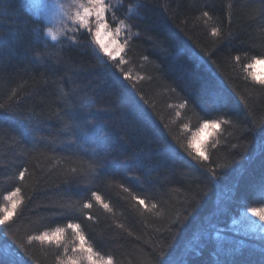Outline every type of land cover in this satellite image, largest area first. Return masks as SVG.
I'll use <instances>...</instances> for the list:
<instances>
[{
    "label": "trees",
    "instance_id": "16d2710c",
    "mask_svg": "<svg viewBox=\"0 0 264 264\" xmlns=\"http://www.w3.org/2000/svg\"><path fill=\"white\" fill-rule=\"evenodd\" d=\"M50 1L0 0V264H264V0H115V60Z\"/></svg>",
    "mask_w": 264,
    "mask_h": 264
},
{
    "label": "snow or ice",
    "instance_id": "6c2138e0",
    "mask_svg": "<svg viewBox=\"0 0 264 264\" xmlns=\"http://www.w3.org/2000/svg\"><path fill=\"white\" fill-rule=\"evenodd\" d=\"M59 7L61 9L64 8V5L61 4L59 5ZM76 11L75 13H68L65 12L64 15L68 18V20L73 21L77 24L78 28H83L87 31H90L89 28V21L91 19V17L94 15L95 19H96V25H97V30L95 32V36L97 37V42L100 43V47L102 49V51L104 52L105 55H107L108 57H110L111 59L115 60V55L113 52L109 51V48L107 46H105L103 43L100 42L99 37H100V30L101 29H106L109 27V14H108V6H106L105 4V0H86V3H79V0H77L76 4ZM205 16H208V13L205 12L204 13ZM120 27H117L115 29L116 33H119L121 28L124 27V21L121 20L119 21ZM71 30V29H69ZM47 35L51 38L52 41H56L58 40V36L53 32V30L51 28L47 29ZM212 35L216 36L218 35V31L216 29L212 30ZM71 39V38H70ZM115 43V42H114ZM126 43V42H125ZM118 51H122V48L117 49ZM146 59V58H145ZM237 62L240 61V57L236 56L234 58ZM254 59V63H261L264 62L260 59ZM248 67L251 68L253 67L252 63L248 64ZM131 77L125 73L124 75V79H130ZM253 80L258 82L261 85H264V80H258L256 77H253ZM185 104H181L180 107L183 108L185 107ZM221 123H231V121L228 120H212V119H208L205 120L201 131H203L204 129H208L209 127L212 128H219ZM197 153L199 155L202 156V158L204 160H207L208 157L204 156L202 152H200L199 149H196ZM27 171V169H24L23 171L19 172V179L21 181L24 180L25 178V172ZM73 171H75V169H73ZM127 191V189H126ZM20 192L19 188H16L15 192H13L11 194V196L8 197L9 200L12 199L13 196H17ZM259 205L261 206H248L246 208V212H245V218H244V222L248 225L249 230H258L260 232H264V188H262L259 192ZM92 196L94 197V199L98 202H100L104 208L108 209L109 206L108 204L103 203V201L101 200V197L99 195H97L95 192L92 193ZM136 199L138 200V203L141 205H145V201L143 199H140L139 197H136ZM16 203L12 204V209L15 210L16 208ZM93 205L92 203H85L83 205L84 208H91ZM152 208H155L156 205L152 204L151 205ZM11 215V213L9 212H5V214L3 215L2 218H0V225H5L6 222H8L9 220V216ZM248 217H253L256 218L255 220L249 219ZM89 220L92 219L91 216L88 217ZM259 221V225H257L256 221ZM67 227L72 229L75 236L78 238L79 242H80V248H84L85 243H86V237L82 234L81 232V225L80 223H68ZM63 229L62 228H55L54 232L49 233V232H44L41 235L38 236H32L31 239L32 240H40V241H52L55 240L57 242V244H59V239L61 234L63 233ZM75 250V249H74ZM87 251L89 253V259H91L92 257V253H93V249L91 246H88ZM69 264H75V260H71L69 262ZM106 264H112V259L111 257L108 258Z\"/></svg>",
    "mask_w": 264,
    "mask_h": 264
},
{
    "label": "rangeland",
    "instance_id": "374dc122",
    "mask_svg": "<svg viewBox=\"0 0 264 264\" xmlns=\"http://www.w3.org/2000/svg\"><path fill=\"white\" fill-rule=\"evenodd\" d=\"M40 1V0H39ZM115 0H105L106 6H108V10L112 9V5ZM77 0H51L50 3L47 4V20L50 25L49 28L53 30V32L58 36V38L68 35L66 33H71L75 31L77 24L73 21L68 20V18L64 15L65 12L75 13L77 10L75 7ZM79 3H86V0H79ZM63 4L64 8L61 9L59 5ZM90 31H87L83 28H79L80 30H85L92 35L93 45L96 46L101 52L102 49L100 47V43L97 42V37L95 36V32L97 30L96 19L93 15L89 21ZM71 29V30H69ZM99 40L105 46L109 48L110 52H113L114 55L118 54L119 51L117 49L121 48L122 34L116 33L113 25L109 22V27L106 29L100 30ZM115 42V43H114ZM104 54V52H103Z\"/></svg>",
    "mask_w": 264,
    "mask_h": 264
}]
</instances>
